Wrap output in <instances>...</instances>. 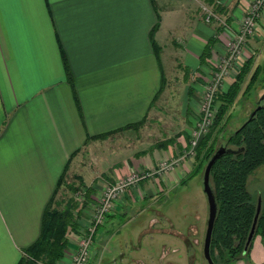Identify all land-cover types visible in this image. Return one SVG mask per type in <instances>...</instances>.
<instances>
[{"label": "crops", "instance_id": "0c3cea01", "mask_svg": "<svg viewBox=\"0 0 264 264\" xmlns=\"http://www.w3.org/2000/svg\"><path fill=\"white\" fill-rule=\"evenodd\" d=\"M250 1L0 0V264H16L38 238L44 208L60 175L66 167L68 172L76 166L82 147L98 140L90 137L117 130L110 136L128 132L121 139L129 138L130 131L122 128L147 116L162 74L164 90L171 71L182 67V80L187 79L185 72H192L197 82L187 87L186 102L197 106L202 81L212 69L211 56L224 51L226 38L238 29ZM201 4L220 13L229 28L204 21ZM262 21L264 8L227 85L247 58L252 60L250 73L264 66V25L263 31L258 30ZM152 42L159 46V55ZM255 91L259 98L264 83H258ZM185 131L174 141L160 142L161 152H137L121 163L107 159L102 171L110 173V182L133 169H148L146 177L116 201L110 216L134 208L136 215H142L158 202L160 193L199 175H192L197 162L188 156L192 135ZM166 156L174 159V165L158 167ZM254 191L262 199V189ZM90 197L95 198L93 192ZM144 201L146 206H137ZM166 212L156 209L148 222L162 240L158 258L138 256L135 263L175 264L185 255L181 238L193 225L185 230L175 227L172 214ZM163 221L168 226L161 225ZM75 239L69 238L63 259L67 263ZM249 256L253 264H264L259 236L252 239ZM235 264L248 262L239 259Z\"/></svg>", "mask_w": 264, "mask_h": 264}, {"label": "rangeland", "instance_id": "374dc122", "mask_svg": "<svg viewBox=\"0 0 264 264\" xmlns=\"http://www.w3.org/2000/svg\"><path fill=\"white\" fill-rule=\"evenodd\" d=\"M263 25L264 22L262 21V24L258 28L259 31H263ZM228 38H226L227 42L225 40L226 46H224V51L221 54L217 53L211 56L212 69L208 71L205 79L202 81V90L199 92V103L197 106L186 102L188 100L190 101V99L186 97L187 87L192 86L193 88L197 80L191 75L192 72L190 71L185 72L184 75L187 76V79L184 78V80H182L183 70L182 67H180V70L170 72L168 77L172 78L170 84L166 86L159 97L153 102L142 124L137 129L127 130L130 131L128 139H121V137H124L128 132L114 134L113 136H110V134L105 138L98 139L82 147L78 153V155H80L79 162L73 169L70 168L69 171L66 172L64 181L54 199V201L59 203V207H64L66 201L73 198L82 208L81 216L78 218V229L74 230V233L70 236V239L75 236V244L80 232L85 228L86 224L90 223L93 210L99 201H101L102 195L108 187L115 185L119 180L129 175H142L148 172V169H133L130 173L124 174L115 181L110 182L108 180L110 173L108 171H102L106 170L107 159H109V161L111 160L113 163H121L122 161L128 160L129 156H133V154L137 152H149L150 154L156 150L161 152L162 150L159 147L160 142H165V140L167 141L168 139L174 141L180 136L181 131L185 130L191 131L192 135V131L196 128L205 85L210 81L214 72L219 69L218 65L221 64L222 58L231 41V39ZM173 65L176 64L174 63ZM233 67L234 64L227 68V72L220 82L218 91L227 89V83L229 79L233 77L230 76ZM237 67V69H239V66ZM232 74L234 75V71ZM248 77L249 75L244 84H242L241 91L234 103L228 110L230 116L225 130L222 131L220 129V124L212 126V120L209 130H211L215 149L219 147L223 139L227 137L232 130L239 126L254 108V104L258 99L255 88L249 95H241ZM262 83H264V78ZM188 115L192 119V124L194 125L188 124ZM209 130L207 132H209ZM189 151H191L190 146L188 149V156L190 155L192 158H195L196 150L194 149L193 153H189ZM110 153L113 154V157ZM108 155L111 156V159L108 158ZM173 162L174 159L171 158V156H166L162 157L157 162V166L162 168L169 164L174 165ZM205 165L206 164H204L197 177L188 179L185 184L170 191L160 193L157 198L158 202L153 204L152 208L147 209L142 215L135 214L136 208L126 211V214H117L114 216H110V213L107 214L95 231L88 264H137L135 263V258L138 256L148 257V255H152L154 258H158L161 252L162 240L160 237L155 236L156 232L148 222L156 209L161 210L163 208L167 209V214H172L175 227L180 225L185 230L188 225H193L190 229V234H187L189 231L186 229V235L181 238L185 243L186 251L182 246V253L183 255L185 253V255L175 264H207L202 251L208 213L207 200L202 188V173ZM259 171H264V168H261ZM258 173L260 172L257 171L251 175L249 190L254 192V189L260 188L264 195V173L261 176ZM93 178L96 180H93ZM97 182L101 183L98 185ZM69 186L79 189L74 192L71 191ZM89 186L93 189L95 198L90 197L85 192L86 188ZM123 195L124 193L121 195V198ZM119 200L120 199L117 201ZM80 203L83 204V206ZM146 204L147 201H144L138 203L137 206L144 207ZM163 222L161 225L163 224L165 227L168 226V223ZM155 227H158V225H155ZM181 232L184 231L182 230ZM63 262L67 264L66 260ZM155 264L158 263L156 262Z\"/></svg>", "mask_w": 264, "mask_h": 264}, {"label": "trees", "instance_id": "16d2710c", "mask_svg": "<svg viewBox=\"0 0 264 264\" xmlns=\"http://www.w3.org/2000/svg\"><path fill=\"white\" fill-rule=\"evenodd\" d=\"M156 26L157 24L154 28ZM152 45L156 55H159V46L154 42H152ZM210 49L211 42L208 45V50ZM62 58L66 77L72 83V75L65 55H62ZM251 63V58L242 61L227 89L217 91L214 100L217 110L212 126L220 124V129L222 131L225 130L230 116L228 110L241 91L242 84H244L248 75V80L241 95H249L254 88H257L258 83H262L264 66L258 65L250 73ZM163 88L164 77L162 74L161 86L154 100L159 96ZM256 106L258 108L253 117L247 120L248 115L237 128L223 139L219 147L225 146L231 149L232 152L222 154L214 162L210 171V183L217 204V215L210 242V256L214 264H235L239 259H245L248 264H253L249 256L252 241L248 244L246 250L245 245L259 195L257 192L249 190V180L252 174L264 168V93L256 100L253 109ZM144 119L145 117L141 121L128 124L122 129H137ZM118 130H121V128ZM116 131L93 135L90 139L105 138ZM195 150V161L197 164L192 175L201 171L204 164L207 163L216 150L211 130L200 138ZM66 172L67 167L60 175L56 188L44 208L38 238L23 250L16 264H59L65 258L66 250L70 245L69 238L74 233V230L78 229V218L82 212V208L73 198L68 199L64 207H59V203L54 201L64 181ZM69 188L74 192L79 189L72 186H69ZM85 192L90 196L93 189L89 186ZM83 204L81 205L83 206ZM255 236H259L264 245L263 191L261 209L253 238Z\"/></svg>", "mask_w": 264, "mask_h": 264}, {"label": "built area", "instance_id": "2783aa9c", "mask_svg": "<svg viewBox=\"0 0 264 264\" xmlns=\"http://www.w3.org/2000/svg\"><path fill=\"white\" fill-rule=\"evenodd\" d=\"M264 8V0H251L247 8L244 10L243 16L239 21L238 29L228 38L231 39L226 53L222 58L219 69L214 72V75L207 82L202 95L200 110L197 117L196 128L192 132L190 140L189 153H193L199 139L207 133L214 119L216 109L214 100L217 91L219 90L220 82L222 81L227 68L233 66L237 59L242 54V48L246 40L255 35L258 19L261 16ZM201 11L204 21L210 22L215 20L219 25L229 28V24L222 15L216 12L208 4H201ZM146 177V173L132 174L119 180L115 185L108 187L102 195L101 201L93 210L91 221L86 224L85 228L80 232L77 238L75 249L69 254V262L67 264H88L90 260L91 245L97 227L103 222L105 216L112 212L115 203L121 199V195L125 190L139 183L141 179ZM59 264H66L61 262Z\"/></svg>", "mask_w": 264, "mask_h": 264}, {"label": "water", "instance_id": "95a60500", "mask_svg": "<svg viewBox=\"0 0 264 264\" xmlns=\"http://www.w3.org/2000/svg\"><path fill=\"white\" fill-rule=\"evenodd\" d=\"M257 108H258V106H256L255 109H253L251 111L247 120H250L253 117ZM227 152H232V150L226 148L225 146L218 147L214 151V153L211 155V157L208 159V161L204 167L203 173H202V188H203V192L206 196L207 207H208L207 221H206V228H205V233H204V238H203L202 251H203V256H204L207 264H214L212 259H211V256H210V242H211V236H212V231H213V227H214V222H215L216 215H217V204H216L215 195H214L213 189L211 187V183H210V171H211V168H212L214 162L222 154L227 153ZM260 209H261V198L258 197L257 207H256V211L254 214V218H253V222H252L250 231H249L248 236H247L245 250H246V247L248 246V244L253 239L255 226H256L257 218L259 216Z\"/></svg>", "mask_w": 264, "mask_h": 264}]
</instances>
